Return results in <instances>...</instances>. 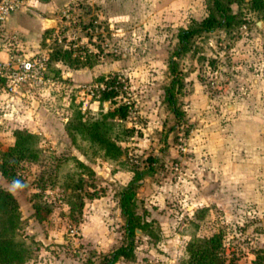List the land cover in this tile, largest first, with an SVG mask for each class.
I'll return each instance as SVG.
<instances>
[{
    "label": "rangeland",
    "instance_id": "1",
    "mask_svg": "<svg viewBox=\"0 0 264 264\" xmlns=\"http://www.w3.org/2000/svg\"><path fill=\"white\" fill-rule=\"evenodd\" d=\"M68 2L47 13L55 25L3 41L44 66L40 81L13 90L0 79V152L18 130L37 135L42 150L19 164V182L0 172L31 244L23 264H101L128 244L119 199L135 171L147 225L133 237L134 256L115 264H185L192 239L215 233L221 264H264V10L233 2L230 27L195 35L175 57L179 29L206 17L213 0ZM56 49L72 64L51 60ZM114 76L119 100L131 105L122 121L131 132L115 127L121 154L111 160L74 141L66 124L75 109L84 118L107 111L102 79Z\"/></svg>",
    "mask_w": 264,
    "mask_h": 264
},
{
    "label": "trees",
    "instance_id": "2",
    "mask_svg": "<svg viewBox=\"0 0 264 264\" xmlns=\"http://www.w3.org/2000/svg\"><path fill=\"white\" fill-rule=\"evenodd\" d=\"M240 0H213V9L210 13L194 22L186 28H180L177 33L178 45L175 50V57L181 56L189 47L191 39L201 33L212 32L216 29L228 28L232 25L235 15L230 12V4ZM254 9L264 10V0H249ZM70 58L67 50L56 49L50 55L51 60L65 61L68 65ZM172 74H174L173 84L181 82L179 73L176 74V63L172 59L170 63ZM104 89L99 97L100 103L108 102L107 111L100 112L97 118H84L81 111L74 110L72 116L66 124V129L71 138L81 139L95 146L102 151L106 159H115L121 154V149L116 139L113 137L115 127H122L124 135L131 132V129L123 126L122 121L127 119L131 105L119 100L122 85L118 77H108L102 79ZM167 99L173 108L175 116H180V111L176 106L174 93L168 89ZM39 137L28 131L18 130L15 132L14 144L6 151L0 152V172L12 182H19L17 167L21 162H34L39 160L41 155ZM143 177V173L134 172L131 181L122 188L120 192L119 206L121 214L125 218V231L129 238V243L118 247L103 257L101 264H115L120 258L131 259L134 256L133 237L137 229L145 230L146 222H142L136 211V188L138 182ZM80 181V179H79ZM21 216L18 204L13 194L0 188V264H23L31 254V244L25 242L19 230L21 228ZM221 248V237L215 233L210 237L193 238L186 249L185 264H221L219 250Z\"/></svg>",
    "mask_w": 264,
    "mask_h": 264
},
{
    "label": "built area",
    "instance_id": "3",
    "mask_svg": "<svg viewBox=\"0 0 264 264\" xmlns=\"http://www.w3.org/2000/svg\"><path fill=\"white\" fill-rule=\"evenodd\" d=\"M29 0H0V53L7 48V43L3 42L6 35H3V25L6 20L17 10L28 3ZM6 60L0 56V79L6 78L10 90L15 89L18 84L25 82L30 78L42 79V70L44 66L41 58L38 56L27 57L24 54L12 52L9 48Z\"/></svg>",
    "mask_w": 264,
    "mask_h": 264
},
{
    "label": "crops",
    "instance_id": "4",
    "mask_svg": "<svg viewBox=\"0 0 264 264\" xmlns=\"http://www.w3.org/2000/svg\"><path fill=\"white\" fill-rule=\"evenodd\" d=\"M60 1V2H59ZM29 0L28 3L14 12L3 25V35L11 34L17 38H29L36 34V27L42 28L44 25L34 15L35 12L48 17V12L54 11L59 6L66 5L71 0ZM62 1V2H61ZM56 2V3H55ZM34 15V17L32 16ZM8 36V35H7ZM10 36V35H9ZM9 48V47H7ZM5 48V49H7ZM3 49L0 56L3 60L7 59L8 52ZM10 49V48H9Z\"/></svg>",
    "mask_w": 264,
    "mask_h": 264
},
{
    "label": "water",
    "instance_id": "5",
    "mask_svg": "<svg viewBox=\"0 0 264 264\" xmlns=\"http://www.w3.org/2000/svg\"><path fill=\"white\" fill-rule=\"evenodd\" d=\"M34 15L36 16V18L40 21L41 24L43 25H48V26H52L55 25L56 20L49 18V17H45L40 13L35 12ZM139 230H137L138 232Z\"/></svg>",
    "mask_w": 264,
    "mask_h": 264
}]
</instances>
